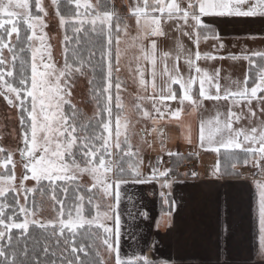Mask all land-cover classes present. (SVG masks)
Segmentation results:
<instances>
[{"label": "snow or ice", "instance_id": "obj_1", "mask_svg": "<svg viewBox=\"0 0 264 264\" xmlns=\"http://www.w3.org/2000/svg\"><path fill=\"white\" fill-rule=\"evenodd\" d=\"M50 16L62 33L60 62ZM217 17L264 19V0H0V103L17 123L15 147L0 146V264H154L122 255L121 203L127 185L157 184L171 216L172 186L183 183L164 167L165 156L174 167L181 159L168 147L172 127L260 178L264 257V49L219 55L225 46L205 20ZM209 39L216 54L200 51ZM217 59L246 62L242 77L222 84L221 69L199 63ZM81 79L90 117L73 103ZM206 102L215 114L194 127L185 117Z\"/></svg>", "mask_w": 264, "mask_h": 264}, {"label": "crops", "instance_id": "obj_2", "mask_svg": "<svg viewBox=\"0 0 264 264\" xmlns=\"http://www.w3.org/2000/svg\"><path fill=\"white\" fill-rule=\"evenodd\" d=\"M205 20L219 33L220 42L225 46L219 51L221 56L239 54L242 47L264 49V19L217 17ZM250 34L258 35L250 39ZM184 42L192 46L186 38ZM160 44L167 50L171 42L161 39ZM214 44L218 47L213 39L202 40L200 51L216 54ZM199 63L209 71L221 69L222 84L226 83L224 77H242L246 67V62L228 59ZM129 90L134 94V86L129 85ZM205 108L206 111L201 109L185 119L196 127L199 119L215 114L212 102H206ZM168 134L173 138L169 149L182 155L192 153L184 163L193 165L196 176H191L184 164L178 167V171L186 175L178 177L183 183L172 186L170 200L175 201V210L170 217L164 215L169 206L161 199L157 184L125 187L121 211L128 235L121 242L122 255L142 253L158 264H264V257L259 253V192L255 186L260 178H252L254 170L250 167L233 169L234 161L226 157L221 163V154L198 149L195 134L191 144L179 138L177 127L170 128ZM164 160V167L170 168L169 158L165 156ZM218 163L220 171L213 175ZM237 171L239 177L234 174ZM141 212H146L148 219L140 216Z\"/></svg>", "mask_w": 264, "mask_h": 264}, {"label": "rangeland", "instance_id": "obj_3", "mask_svg": "<svg viewBox=\"0 0 264 264\" xmlns=\"http://www.w3.org/2000/svg\"><path fill=\"white\" fill-rule=\"evenodd\" d=\"M119 4V0H117ZM49 27L46 31L49 34V42L53 46V56L57 62L62 60L60 40L62 39V33L59 29L58 20L54 16H50L47 19ZM123 75V73L121 74ZM130 93L129 87L125 93L124 99L128 103L133 97ZM73 103L77 105L80 111L85 117H90L93 115L95 106L91 101L88 94L87 82L81 79L74 91ZM16 119L13 113L2 103H0V146L7 148L15 147L16 144ZM147 161V158H145Z\"/></svg>", "mask_w": 264, "mask_h": 264}, {"label": "trees", "instance_id": "obj_4", "mask_svg": "<svg viewBox=\"0 0 264 264\" xmlns=\"http://www.w3.org/2000/svg\"><path fill=\"white\" fill-rule=\"evenodd\" d=\"M189 157H190L189 155H182L181 154V159H180L178 167L183 165L185 160L188 159ZM225 158H226V156L223 155V151H222V153H221V163H223L226 160ZM178 167H174V165L172 163H170V168H173L174 172L179 174L178 177H184L186 174L185 173L183 174V173L179 172L178 171ZM154 264H158V263L154 261Z\"/></svg>", "mask_w": 264, "mask_h": 264}, {"label": "built area", "instance_id": "obj_5", "mask_svg": "<svg viewBox=\"0 0 264 264\" xmlns=\"http://www.w3.org/2000/svg\"><path fill=\"white\" fill-rule=\"evenodd\" d=\"M183 166H185L190 171V175H191L192 172L196 173V169L193 167V165L191 163H184Z\"/></svg>", "mask_w": 264, "mask_h": 264}]
</instances>
